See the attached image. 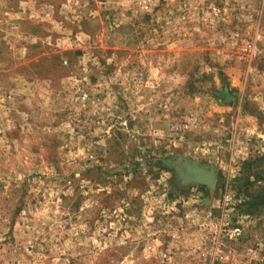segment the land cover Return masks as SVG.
Returning <instances> with one entry per match:
<instances>
[{
    "label": "rangeland",
    "instance_id": "1",
    "mask_svg": "<svg viewBox=\"0 0 264 264\" xmlns=\"http://www.w3.org/2000/svg\"><path fill=\"white\" fill-rule=\"evenodd\" d=\"M257 194L264 0H0V264H264Z\"/></svg>",
    "mask_w": 264,
    "mask_h": 264
},
{
    "label": "trees",
    "instance_id": "2",
    "mask_svg": "<svg viewBox=\"0 0 264 264\" xmlns=\"http://www.w3.org/2000/svg\"><path fill=\"white\" fill-rule=\"evenodd\" d=\"M249 209L254 207L255 205L263 206L264 207V194H257L248 202Z\"/></svg>",
    "mask_w": 264,
    "mask_h": 264
},
{
    "label": "built area",
    "instance_id": "3",
    "mask_svg": "<svg viewBox=\"0 0 264 264\" xmlns=\"http://www.w3.org/2000/svg\"><path fill=\"white\" fill-rule=\"evenodd\" d=\"M144 8L147 9L148 8L147 5H145ZM239 235H240V231L238 228H234L231 230L230 236L233 237V239H236L237 237H239Z\"/></svg>",
    "mask_w": 264,
    "mask_h": 264
},
{
    "label": "bare ground",
    "instance_id": "4",
    "mask_svg": "<svg viewBox=\"0 0 264 264\" xmlns=\"http://www.w3.org/2000/svg\"><path fill=\"white\" fill-rule=\"evenodd\" d=\"M212 180V179H211ZM211 180H210V182H211ZM209 182V181H208ZM211 185V184H210Z\"/></svg>",
    "mask_w": 264,
    "mask_h": 264
}]
</instances>
